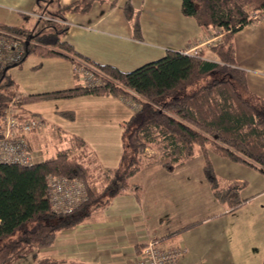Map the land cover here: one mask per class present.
Instances as JSON below:
<instances>
[{
  "label": "trees",
  "instance_id": "obj_1",
  "mask_svg": "<svg viewBox=\"0 0 264 264\" xmlns=\"http://www.w3.org/2000/svg\"><path fill=\"white\" fill-rule=\"evenodd\" d=\"M98 1L103 0H75L67 5H59L58 0H40L44 18H38L31 28L0 23V30L23 38L25 49L20 61L0 66V118L15 99L21 107L37 101L107 95L129 99L137 105L120 124L121 152L114 168L102 170L84 141L75 136H64L65 146L55 156L32 165L0 163V264H14L35 250L51 246L61 231L78 226L93 211L106 208L117 196L137 189L128 179L143 162H161L165 169H172L189 160L198 148L204 159L203 174L215 198L230 210L242 203V184L219 188L210 155L264 174V98L248 90L232 44L233 35L255 22L253 17L264 10V0H182L181 14L193 18L203 30L219 31V41L207 52L166 51L160 59L129 72L89 62L62 41L66 31L64 15L86 13ZM123 11L131 21L134 37L139 38L136 14L128 4ZM30 54L69 59L74 63L75 85L27 96L15 93L7 71L20 66ZM73 56L86 64H77ZM75 66L90 72L95 83H80ZM60 113L73 119V112ZM30 115L36 114L25 113ZM147 150L153 151L154 156H147ZM50 175L81 180L85 200L70 213L53 212L46 183ZM32 264L72 262L34 256Z\"/></svg>",
  "mask_w": 264,
  "mask_h": 264
},
{
  "label": "crops",
  "instance_id": "obj_2",
  "mask_svg": "<svg viewBox=\"0 0 264 264\" xmlns=\"http://www.w3.org/2000/svg\"><path fill=\"white\" fill-rule=\"evenodd\" d=\"M72 1L75 0H58V4L67 5ZM181 1L95 2L86 13L64 15L63 25L66 26V31L62 41L67 42L78 55L89 62L111 65L123 72L160 59L169 50L187 54L207 52L219 41L221 34H218L219 31L214 33L203 30L193 18L182 15ZM39 2L40 0H0V23L31 28L33 23L30 20L35 22L38 17L44 18L40 14ZM125 4L137 16L139 38L134 37L131 21L123 11ZM51 9L54 10L55 7ZM5 10L20 12L23 17L29 18V21L25 19L28 23L11 25L3 22L8 18L4 14ZM232 42L235 61L238 68L245 72L248 90L264 98V21L242 27L233 35ZM207 56L208 60H212ZM53 59L61 67L59 79L66 81L68 72L74 78V63L61 56H53ZM73 60L80 65L86 64L77 56H73ZM74 81L72 86L76 83L75 78ZM42 92L18 94L27 96ZM70 99L65 105L68 110L62 111L73 112L72 120L81 115L84 128L79 126L69 133L57 129L56 148L61 142L65 144L64 136H75L84 141L102 170L116 167L120 154L117 158H112L110 168L101 165L102 160L95 155L96 152H111V141H102L101 136L115 129L108 123L100 131L94 122H97L96 116L101 115L104 122L118 124L115 131L119 137L121 152L120 124L135 109L128 99L107 95ZM33 104L22 105L20 111L24 114L37 112L32 109ZM36 138L32 133L26 137V142L31 152L36 154L37 163L45 159V154ZM198 151L199 156L194 162L185 161L175 169H165L161 162H143L144 165L128 179L137 189L117 196L106 208L93 211L83 223L58 233L51 246L35 250L34 254L31 253L14 264H32L34 256L67 262L79 260L95 264H123L124 258H135L142 246L149 241H156L161 248H185V253L178 258L176 264H261L264 257V227L258 226L255 220L260 221L262 218L256 215V211L250 210L253 197L243 196L241 191L248 180L260 181L264 185L261 177L253 176L262 173L244 164L210 155L219 188L232 183L242 184L239 191L242 203L230 210L215 198L202 172L204 159L200 150ZM220 172L230 173L233 178L224 180L219 177ZM221 180L223 184H220ZM194 222L197 224L176 231ZM257 241L262 242L260 253L253 255L250 253L251 245ZM112 243H116L120 249L111 251L108 246Z\"/></svg>",
  "mask_w": 264,
  "mask_h": 264
},
{
  "label": "rangeland",
  "instance_id": "obj_3",
  "mask_svg": "<svg viewBox=\"0 0 264 264\" xmlns=\"http://www.w3.org/2000/svg\"><path fill=\"white\" fill-rule=\"evenodd\" d=\"M4 11V14L8 16L3 22L11 24V25H18L21 22H26V20L29 21V18H26L25 16L20 14V12L16 10L12 11ZM32 16V15H31ZM264 21V20H262ZM30 23L32 20H30ZM25 24V23H24ZM43 25V24H42ZM57 61H54L53 56L52 57H43L36 54H30L26 57L24 62L20 66L12 67L8 69L7 74L10 76L11 80L14 81L13 84V91L15 93H27L29 91L34 92H42L52 90V89H60V88H66L70 87L74 84V78L71 73L68 72L66 81L64 79H59V71L61 69L60 64L55 63ZM80 76V75H79ZM79 82L81 83V77H79ZM61 81V82H60ZM64 83V84H61ZM65 85V86H64ZM47 89V90H46ZM71 99H60V100H46V101H37L33 104V110L37 112L35 113L41 120H42V128L39 132H35L36 139L38 140L39 147L42 148V151L45 154V158L53 157L56 155V152L63 147L65 144L62 142L57 146L55 144V140L57 138V129L65 130L66 132L73 131L74 129H77L79 126H82L84 128V123L82 116L79 115L76 116L75 120H69L68 118L64 117L60 111L62 110H68L66 108L68 102H70ZM127 100V99H126ZM129 100V99H128ZM79 114V113H78ZM102 116H96L97 122H94L96 127L101 131L105 125L110 123V127L117 129V123L114 122H104L103 119H101ZM108 129V128H107ZM110 131L109 136L103 135L101 136L102 141H111L112 147L110 153H104V154H97L96 156L101 159L98 161L101 165L110 168L112 165V158L115 156L116 158L120 154V143H119V137L117 135V131ZM113 140V142H112ZM199 149H195L194 155L187 160L188 162H194L197 158V154H199ZM106 155V156H105ZM147 156H154V152L151 150L146 151ZM200 158V157H199ZM201 160V158H200ZM114 161V160H113ZM144 164H141V167ZM177 166L173 167L175 169ZM104 168V167H103ZM107 169V168H106ZM203 169V167H202ZM203 172V170H202ZM230 174V173H229ZM226 174L224 172H220L218 175L219 177L224 178V180H229L233 178L232 174ZM256 174V173H255ZM224 175V176H223ZM232 175V176H231ZM258 177H261L262 180H264V175H253ZM226 177V178H225ZM252 177V176H251ZM254 178V177H253ZM260 182V181H259ZM254 180H248V184L245 183V186L243 187L241 193L243 196H249L253 197L250 202V210L252 212L256 211V215L259 216V218H262L259 220H255L256 224L258 226L264 227L262 224L264 222V185L262 183H259ZM223 184V180H221V183ZM87 222V221H86ZM262 242H256L251 245L250 253L253 255H257L260 253ZM108 248L111 251H114L116 249H120L119 246L116 245V243H112L108 246ZM243 253V251H242ZM133 259V257H126L124 258V262L129 261ZM126 260V261H125ZM123 262V263H124ZM72 264H95L92 261H79V260H73Z\"/></svg>",
  "mask_w": 264,
  "mask_h": 264
},
{
  "label": "built area",
  "instance_id": "obj_4",
  "mask_svg": "<svg viewBox=\"0 0 264 264\" xmlns=\"http://www.w3.org/2000/svg\"><path fill=\"white\" fill-rule=\"evenodd\" d=\"M253 19L255 22L264 20V10ZM23 41L20 36L0 30L1 67L15 64L22 59L25 51ZM74 71L80 75L84 85L95 83L90 72L79 66H75ZM128 102L133 109L137 108L133 101ZM16 103L17 99L13 100L0 118V163L28 166L36 163V154L31 152L26 137L39 132L43 123L37 115L25 116ZM46 183L49 204L55 213H70L86 198L84 184L79 179L50 175ZM184 253L183 247L161 248L156 241H149L142 246L135 258L123 264H176Z\"/></svg>",
  "mask_w": 264,
  "mask_h": 264
}]
</instances>
